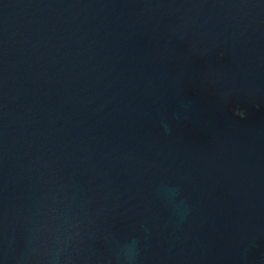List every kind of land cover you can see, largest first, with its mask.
<instances>
[{
    "label": "water",
    "instance_id": "1",
    "mask_svg": "<svg viewBox=\"0 0 264 264\" xmlns=\"http://www.w3.org/2000/svg\"><path fill=\"white\" fill-rule=\"evenodd\" d=\"M0 264H264V0H0Z\"/></svg>",
    "mask_w": 264,
    "mask_h": 264
}]
</instances>
